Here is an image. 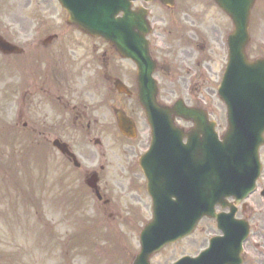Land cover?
<instances>
[{"label":"rangeland","instance_id":"1","mask_svg":"<svg viewBox=\"0 0 264 264\" xmlns=\"http://www.w3.org/2000/svg\"><path fill=\"white\" fill-rule=\"evenodd\" d=\"M6 4L5 8L0 6V33L18 38L25 27L29 30L25 35L30 36L33 33L30 27L34 26L38 30L37 33L34 32L36 40L49 34L62 37L58 21L63 13L51 3L42 4L39 0H8ZM224 21L218 19L217 22L225 25ZM250 32L249 57H264V0H260L252 12ZM62 38H66L60 44L68 56L70 68H99L102 63L104 68L116 69L115 75L122 82L134 86L135 68L129 61L112 53L110 56L107 52L101 62L102 52L109 50L107 44L97 39L75 36L73 32ZM46 47L47 61L52 62V54L58 50V45L55 42ZM220 59L221 54L218 51L216 62ZM17 64L18 60H13L11 68H15ZM43 67L41 64L40 68ZM52 67L53 64H49L45 68ZM164 69L161 68L162 72L159 71L156 75L161 91L159 100L172 104L178 98L187 101L192 96H195V100L203 97L208 102L213 119L219 123L218 132L222 131L225 128V110L216 95L221 68H198L197 73L201 78L194 80V68L188 74L189 68H175L176 71L167 68L172 71L171 77ZM179 69L181 70L178 71ZM15 77L16 75L7 84L13 85ZM132 105V116L137 122L138 132L142 133L137 141L132 142V155L125 156L128 148L112 132V127L107 126L108 122H114V116L107 105L104 109L106 129L104 135L99 136L103 143L101 148L89 144L85 137L76 134L68 138L73 142L74 150L82 163L80 171L71 168L52 148L51 141L54 136L39 139L36 167L28 164L24 169L21 157L28 154H24L25 145L22 142H26L25 139L0 134V264H130L133 253L139 249L137 235L140 226L149 219L147 199L141 188L136 186L141 178L139 169L137 175L140 178L132 172V186H129L127 174H121L115 181L111 180L115 199L121 209V213L115 217H110V213L116 215L115 211L100 208V204L86 192L82 177L86 170L94 166H105L106 176L110 177L113 176V167L117 168L118 173L124 170V164H121L124 161L125 164L131 161L136 163L139 152L147 145L144 135L147 127L134 98ZM15 117L14 111L8 118V112L0 100V131L6 129L7 124ZM260 158L263 165L260 186L264 187V148ZM24 159L29 162L26 157ZM34 176L39 184V196L33 184L29 186L28 183L32 182ZM131 190L132 196L128 195ZM133 201L136 203H132ZM131 203L132 210L129 207ZM249 205L257 214L251 215L247 212L246 215L251 229L250 237L244 245L246 264H264V198L255 195L249 199ZM238 217L243 218L240 211ZM255 222L260 223L258 231H254ZM107 226L111 229L109 233L101 230ZM103 232L108 236L104 241L101 238ZM217 233L211 221H204L192 237L154 255L151 264H169L182 253L194 254L199 248L206 246L210 236Z\"/></svg>","mask_w":264,"mask_h":264},{"label":"water","instance_id":"2","mask_svg":"<svg viewBox=\"0 0 264 264\" xmlns=\"http://www.w3.org/2000/svg\"><path fill=\"white\" fill-rule=\"evenodd\" d=\"M59 1L68 10L69 23L77 25L91 36L104 38L121 57L132 59L138 66V99L151 125L154 139L151 153L141 159V166L146 169L151 161H156L159 165L165 166L164 169L176 172L183 155L190 153H194V158L199 162L196 166L197 173L199 172V186H196L194 197L195 207L198 204L199 207L192 219L187 210L185 213L189 221L186 222L187 218H181V222H186L185 228L180 230L176 227L175 231L186 234L203 215L215 217L225 237L211 240L213 251L203 264L208 261L213 264H223L234 257L236 262L228 263L239 264L240 244L246 236L247 228L245 230L230 218L233 211L227 216H216L213 208L216 203L225 206L224 198L230 195H235L237 200H240L241 195H246L251 190L259 174L257 151L264 144L262 138L264 60L248 62L244 53L249 41L248 16L254 0H219L235 26L234 33L228 39V68L218 90L220 98L226 105L228 120V130L222 142L217 141L212 130L207 131L208 122L202 112L185 108L181 101H177L171 109L156 103V86L151 79L153 63L148 56L147 45L141 33L143 29L137 32L144 21L142 18L132 17L131 0ZM119 13H122V16L117 18ZM0 50L8 51L7 45L2 41H0ZM175 115L195 123L193 131L199 141V149L196 151L189 145L186 147L180 145V132L172 126V118ZM118 126L125 134V121L121 117H118ZM199 134L202 135L200 139H198ZM133 136L134 126H132ZM54 145L65 152L62 146L56 143ZM231 163L237 164L232 167ZM145 175L147 176V173ZM186 199L187 197L183 198V201ZM182 208V204L176 203L170 210L180 211ZM164 224H168L167 221L156 214L154 222L145 227L140 235L141 252L137 255L134 264H148L153 252L158 251L167 241L179 236L170 234L169 231L167 234L161 231L160 228ZM235 232L239 233L238 236ZM195 262L199 263L201 259L196 261L182 259L177 264H197Z\"/></svg>","mask_w":264,"mask_h":264},{"label":"flooded vegetation","instance_id":"3","mask_svg":"<svg viewBox=\"0 0 264 264\" xmlns=\"http://www.w3.org/2000/svg\"><path fill=\"white\" fill-rule=\"evenodd\" d=\"M138 8L148 11L147 20L152 29L147 39L156 68L223 67L226 39L223 27L228 22L230 24V21L214 0H173L171 6L167 7L159 1H136L133 3V9ZM218 19H225V25L217 22ZM62 37L55 36L52 41L59 44V51L63 50L60 43L66 41V38ZM39 46L40 40L37 43L32 41L22 45L18 55L21 68H16L17 86H6L3 94L8 118L14 111L16 113L15 126L20 136H54L55 139L66 143L72 152L73 142L68 138L74 134L85 137L93 144L98 141L97 146H102L98 137L104 135L106 129L105 105H108L111 113L122 111L132 120V101L128 107L130 112H127L121 105L123 95L115 90L116 78L112 76L114 68H68V56L59 53L54 55L57 68H24V62L38 56L35 48ZM218 51L221 59L216 62ZM104 55L105 51L102 52L101 62ZM63 62L66 65H62ZM61 66L63 67L59 68ZM195 75L199 77L196 72ZM116 93L118 97L114 96ZM113 96L116 99H113ZM129 98L132 100V89ZM183 125L186 128L187 125ZM107 126H111L112 131L116 129L114 122H108ZM117 133V137L121 138L128 148L125 156L132 155V141L137 139L132 140L123 137L118 131ZM65 160L68 161L66 158ZM130 163H121L124 164V170L120 173L113 167V176L109 179L101 175L105 171L104 166L99 167V174L95 171L96 186L102 198L98 201L100 208L117 211L119 206L114 202L110 181H115L121 174L133 172L137 175L134 163ZM84 173L86 178L89 170ZM110 216H113V213H110Z\"/></svg>","mask_w":264,"mask_h":264}]
</instances>
